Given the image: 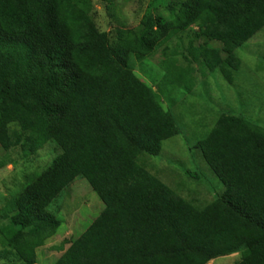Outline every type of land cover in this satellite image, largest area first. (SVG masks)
<instances>
[{
  "label": "trees",
  "instance_id": "1",
  "mask_svg": "<svg viewBox=\"0 0 264 264\" xmlns=\"http://www.w3.org/2000/svg\"><path fill=\"white\" fill-rule=\"evenodd\" d=\"M91 11L90 0H0V149L54 142L62 151L1 210L2 244L37 264L62 225L49 208L84 179L105 208L56 264H211L234 254L264 264V129L220 116L197 148L225 191L199 208L141 164L180 130L134 71L160 51L171 87L190 89L206 71L232 82L236 52L264 29V0H181L113 43ZM187 33L204 43L188 38L184 55Z\"/></svg>",
  "mask_w": 264,
  "mask_h": 264
},
{
  "label": "rangeland",
  "instance_id": "2",
  "mask_svg": "<svg viewBox=\"0 0 264 264\" xmlns=\"http://www.w3.org/2000/svg\"><path fill=\"white\" fill-rule=\"evenodd\" d=\"M181 0H90L91 18L101 33L113 43L119 30L140 33L145 18L169 16V8ZM197 30V29H193ZM193 38L194 46L203 45L192 33L183 36L184 55ZM171 47V46H169ZM236 56L241 66L229 82L220 71L196 73L190 89L171 87L165 73L158 66L162 53L136 63L135 74L160 98L164 108L171 112L180 135L163 144L158 157H146L141 164L178 195L206 207L219 199L225 191L203 159L198 144L204 141L223 114L243 118L264 129V29L243 45ZM179 64L187 66L183 55ZM197 69V68H196ZM62 154L54 142L26 145L7 155L0 149V212L33 175L49 169ZM6 164L1 166L3 160ZM32 180V179H31ZM105 206L90 184L78 179L49 208L61 221L57 233L44 247L37 250V264H56L64 253L94 223ZM6 222L0 220V230ZM242 254L216 259L213 264H238ZM0 264H23L0 240Z\"/></svg>",
  "mask_w": 264,
  "mask_h": 264
},
{
  "label": "crops",
  "instance_id": "3",
  "mask_svg": "<svg viewBox=\"0 0 264 264\" xmlns=\"http://www.w3.org/2000/svg\"><path fill=\"white\" fill-rule=\"evenodd\" d=\"M211 264H213V262Z\"/></svg>",
  "mask_w": 264,
  "mask_h": 264
}]
</instances>
